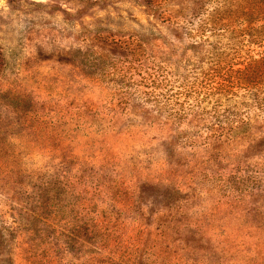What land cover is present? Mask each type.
Instances as JSON below:
<instances>
[{
	"label": "rangeland",
	"instance_id": "obj_1",
	"mask_svg": "<svg viewBox=\"0 0 264 264\" xmlns=\"http://www.w3.org/2000/svg\"><path fill=\"white\" fill-rule=\"evenodd\" d=\"M180 1L0 0V264H264V78L205 76L264 42L186 95Z\"/></svg>",
	"mask_w": 264,
	"mask_h": 264
},
{
	"label": "trees",
	"instance_id": "obj_2",
	"mask_svg": "<svg viewBox=\"0 0 264 264\" xmlns=\"http://www.w3.org/2000/svg\"><path fill=\"white\" fill-rule=\"evenodd\" d=\"M215 1L217 3L214 10L207 11L208 4ZM179 5L184 12L181 13L183 18L181 22L174 20L176 27L173 31L176 34L173 40H176L177 44L174 41L169 42L166 48L160 50L164 56L160 59L164 60L161 59L158 68L163 71L170 69L173 76L184 82V85L189 86L191 90L187 91L186 95L194 96L197 92V81L196 79L190 81L186 70L188 68L198 69V65L204 64L202 56H211L210 52L215 48L216 41H212V36H218L219 39L226 36L230 42L236 43L247 40L251 44H258V46L264 42V0H182ZM183 34L187 42H184ZM140 40L144 41L142 38ZM154 40L156 39L154 38ZM206 44L211 46L210 49H204ZM176 47L185 48L187 52L191 51L193 54L181 59L173 52ZM238 58H242V56L237 51L231 65L227 66L228 60H224V58L216 61L213 66L205 70V76L208 78L211 73H217L222 78L219 85L222 87H228L227 83L234 79H245L251 82L254 89H257V82L264 78V52L258 58L251 56L243 68L235 70L234 60ZM241 60L243 61V58ZM212 93L214 91H207V97ZM176 103L179 102L176 101ZM177 113L174 111L172 115ZM184 113L181 112L178 115L181 117ZM3 168L5 170L0 171V183L1 187L5 189L8 187L9 180L13 176L19 175L15 172L11 173L10 164L2 158V161L0 159V169Z\"/></svg>",
	"mask_w": 264,
	"mask_h": 264
}]
</instances>
